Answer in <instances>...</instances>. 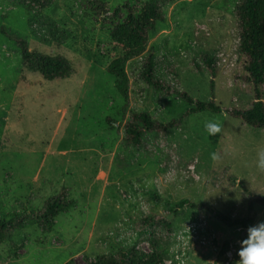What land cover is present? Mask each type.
Segmentation results:
<instances>
[{"label":"rangeland","instance_id":"374dc122","mask_svg":"<svg viewBox=\"0 0 264 264\" xmlns=\"http://www.w3.org/2000/svg\"><path fill=\"white\" fill-rule=\"evenodd\" d=\"M43 1L49 4L44 13L71 32L63 45L38 39L29 29L27 11L15 0H0V27L18 31L31 50L64 55L73 73L60 81L44 80L26 68L16 44L0 34V219L39 210L63 187L75 204L48 232L34 225L11 234L0 245V264H94L102 254L131 246L152 253L144 241L149 229L141 225L149 213L174 226L163 264H176L177 254H183L185 264H236L247 231L224 225L206 210L170 211L186 199L210 204L233 219L246 217L249 198L264 194V172L256 167L264 129L205 112L191 115L165 137L149 136L144 149L123 147L132 111L168 121L188 105L147 86L141 77L145 54L127 66L125 107L107 72L119 54L108 21L125 0H102L110 11L100 17L93 6L84 8L77 0ZM239 1L164 0L166 19L148 44L158 76L195 100L209 101L211 76L194 65L204 66L201 57L207 54L218 68L217 105L249 108L254 86L243 79L248 74L238 51ZM262 93L264 100V88ZM210 121L221 126L215 136L205 129ZM213 152L219 153L218 162L211 160ZM255 208L253 225L264 222V206ZM202 222L215 234L206 247L188 230ZM224 242L229 249L219 257Z\"/></svg>","mask_w":264,"mask_h":264},{"label":"trees","instance_id":"16d2710c","mask_svg":"<svg viewBox=\"0 0 264 264\" xmlns=\"http://www.w3.org/2000/svg\"><path fill=\"white\" fill-rule=\"evenodd\" d=\"M81 6H93L98 17L110 10L102 0H77ZM17 6L28 13V26L31 32L44 43L63 45L71 37L70 30L62 29L50 16L44 13L49 5L43 0H15ZM164 0H125L122 5L112 10L109 22L110 36L119 54L110 62L107 72L115 79V88L128 105L130 97V76L127 66L133 60L143 58L141 77L147 86L154 88L165 96H175L188 105V109L178 116L160 121L148 111H132L124 124L122 145L127 149L140 150L146 148L149 136L165 137L193 114L211 113L229 115L255 129H264V0H240L236 7L238 19L239 43L238 51L245 59L244 70L248 74L243 79L254 86V100L247 109L222 108L215 102V79L218 68L214 59L207 54L202 55V63L194 62L198 72L208 70L211 97L209 101L192 98L187 92L173 88L171 84L160 78L156 70V58L148 50L149 39L159 23L165 21ZM0 34L16 44L21 60L26 68L38 73L49 82L69 78L73 73L70 61L61 54L49 55L29 49L27 39L8 25H1ZM236 182V176L230 178ZM74 200L69 197L66 187L48 198L43 206L36 211H21L12 213L0 219V245L16 231L28 226H38L48 232L55 225L54 220L74 206ZM256 206H264V194L253 195L248 200L247 216L233 219L216 207L207 203L197 204L190 200L180 201L170 211L177 214L178 209L206 210L216 220L228 227L240 226L245 232L252 226L257 217ZM144 228L149 229L144 241L153 248L152 253H144L136 246L127 247L116 253L100 255L94 264H163L165 250L169 248L174 226L171 220L149 213L141 221ZM246 239V237H243ZM229 249V242H224L220 248L219 257L224 256ZM211 264V263H209Z\"/></svg>","mask_w":264,"mask_h":264},{"label":"clouds","instance_id":"9594fccd","mask_svg":"<svg viewBox=\"0 0 264 264\" xmlns=\"http://www.w3.org/2000/svg\"><path fill=\"white\" fill-rule=\"evenodd\" d=\"M205 129L212 136L221 132V126L211 121L205 123ZM210 158L214 163L221 159L217 152L211 153ZM256 167L264 172V148L257 151ZM240 245V259L236 264H264V222L249 226L247 238L240 241Z\"/></svg>","mask_w":264,"mask_h":264},{"label":"built area","instance_id":"2783aa9c","mask_svg":"<svg viewBox=\"0 0 264 264\" xmlns=\"http://www.w3.org/2000/svg\"><path fill=\"white\" fill-rule=\"evenodd\" d=\"M188 230L192 232V238L196 240L200 245L207 246L208 240H210L211 237H215L214 233L209 232L208 225L206 222H202L199 224L193 223L188 226ZM200 230L202 233H199ZM194 233V234H193ZM175 262L176 264H185V259L183 257V254H177L175 256Z\"/></svg>","mask_w":264,"mask_h":264},{"label":"water","instance_id":"95a60500","mask_svg":"<svg viewBox=\"0 0 264 264\" xmlns=\"http://www.w3.org/2000/svg\"><path fill=\"white\" fill-rule=\"evenodd\" d=\"M247 231V230H246Z\"/></svg>","mask_w":264,"mask_h":264}]
</instances>
